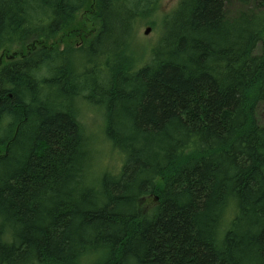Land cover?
Listing matches in <instances>:
<instances>
[{
	"label": "trees",
	"instance_id": "trees-1",
	"mask_svg": "<svg viewBox=\"0 0 264 264\" xmlns=\"http://www.w3.org/2000/svg\"><path fill=\"white\" fill-rule=\"evenodd\" d=\"M160 2L0 0V264H264V0H179L138 66Z\"/></svg>",
	"mask_w": 264,
	"mask_h": 264
},
{
	"label": "rangeland",
	"instance_id": "rangeland-1",
	"mask_svg": "<svg viewBox=\"0 0 264 264\" xmlns=\"http://www.w3.org/2000/svg\"><path fill=\"white\" fill-rule=\"evenodd\" d=\"M258 0H227L226 9L228 11V15L231 17L235 16L241 11H251L256 8ZM179 0H161L158 9L152 15H146L142 17L138 23L136 35L134 38V50L136 54V58H138V66L143 64L151 54L152 47L158 42L161 36V29H162V21L165 15L174 9ZM149 28V33L146 35V30ZM6 61H9L8 58L4 57ZM80 105V104H79ZM78 110L80 114L85 116L87 119L86 121L83 117L80 120L83 126L86 128L87 134L91 135L92 141L97 142L100 141L99 146L101 147V138L102 134L100 132L103 112L97 109L94 106L87 105L89 111L87 112V108L82 107V104L79 106ZM85 113V114H84ZM97 117V118H96ZM257 118L258 123L260 125L264 124V104H261L257 110ZM99 135V136H98ZM101 136V137H100ZM100 139V140H99ZM96 144V143H95ZM104 147L96 148V160H95V171L98 172L101 170L99 175L102 174V171L109 169L110 164L112 163L116 168H118L121 164V158L118 156L116 151H114L111 146L106 142ZM98 147V145H97ZM99 150V151H98ZM105 173V172H104Z\"/></svg>",
	"mask_w": 264,
	"mask_h": 264
},
{
	"label": "flooded vegetation",
	"instance_id": "flooded-vegetation-1",
	"mask_svg": "<svg viewBox=\"0 0 264 264\" xmlns=\"http://www.w3.org/2000/svg\"><path fill=\"white\" fill-rule=\"evenodd\" d=\"M60 44H61L62 48L65 47V46H64V41H62ZM20 56H22V54H20ZM6 58H8L9 60H10V59H13L12 56H11V57L7 56Z\"/></svg>",
	"mask_w": 264,
	"mask_h": 264
},
{
	"label": "water",
	"instance_id": "water-1",
	"mask_svg": "<svg viewBox=\"0 0 264 264\" xmlns=\"http://www.w3.org/2000/svg\"><path fill=\"white\" fill-rule=\"evenodd\" d=\"M149 31H150V30H149V28H148V29L146 30V32H145V33H146V35L149 33Z\"/></svg>",
	"mask_w": 264,
	"mask_h": 264
},
{
	"label": "bare ground",
	"instance_id": "bare-ground-1",
	"mask_svg": "<svg viewBox=\"0 0 264 264\" xmlns=\"http://www.w3.org/2000/svg\"><path fill=\"white\" fill-rule=\"evenodd\" d=\"M1 61V60H0Z\"/></svg>",
	"mask_w": 264,
	"mask_h": 264
}]
</instances>
